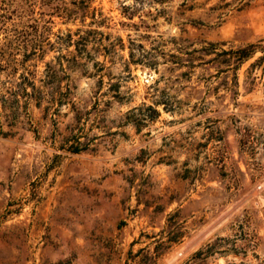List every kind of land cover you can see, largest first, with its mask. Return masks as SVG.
Returning <instances> with one entry per match:
<instances>
[{
  "label": "rangeland",
  "instance_id": "1",
  "mask_svg": "<svg viewBox=\"0 0 264 264\" xmlns=\"http://www.w3.org/2000/svg\"><path fill=\"white\" fill-rule=\"evenodd\" d=\"M0 264H264V0H0Z\"/></svg>",
  "mask_w": 264,
  "mask_h": 264
},
{
  "label": "trees",
  "instance_id": "2",
  "mask_svg": "<svg viewBox=\"0 0 264 264\" xmlns=\"http://www.w3.org/2000/svg\"><path fill=\"white\" fill-rule=\"evenodd\" d=\"M241 53H243V50H240ZM153 110V109H152Z\"/></svg>",
  "mask_w": 264,
  "mask_h": 264
}]
</instances>
